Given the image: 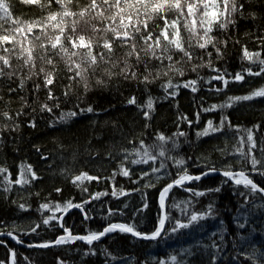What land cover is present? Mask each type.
I'll list each match as a JSON object with an SVG mask.
<instances>
[{
  "label": "trees",
  "instance_id": "1",
  "mask_svg": "<svg viewBox=\"0 0 264 264\" xmlns=\"http://www.w3.org/2000/svg\"><path fill=\"white\" fill-rule=\"evenodd\" d=\"M6 2L13 17L23 22L41 21L44 24L47 15L61 11L56 3L49 7V0H40V4L36 5L25 4L22 0ZM89 2L90 0H71L68 7L78 12ZM237 3L244 7L242 15L240 12L234 14L235 24H230L227 29H221L218 24L213 25L211 35L216 38L215 43L221 49L222 55L218 56L211 45L207 49L193 47L190 51L201 59L178 64L177 67L184 69L183 76L174 72L168 76L161 75L147 87L136 80L120 77L109 81L106 76H103L106 86L98 85L95 80L103 74L97 71L96 76L89 81V90L85 92L79 81L68 79L72 73L67 71L63 60L56 57L54 83L49 87L53 89V95L59 97V107H54L52 112L41 111L43 104L51 106L55 103L54 100H47L43 74L25 79L24 87L20 88V80L28 74V69L22 68L23 60L18 58L20 45L15 42L5 45L9 48L15 46V51L11 53L3 52V46H0V55L9 56L12 68L21 73L19 77L13 76L10 80L7 76L0 78V113L6 111L13 117L12 120H6L0 116V168L7 170L0 174V232H12L26 243L55 241L64 235L63 229L56 225L55 220L49 226L42 224L43 217L38 211L42 203L63 205L69 200L79 203L92 194L108 192L109 195L101 196L85 205L92 219L85 221L80 210L74 209L63 217L65 227L70 228L74 235H85L89 231H100L109 223L135 222L138 231L151 234L157 227L159 194L167 184L177 178V173L186 169L189 175H200L211 167L222 171L229 164L233 171L244 167L236 163L240 159L238 155L228 153L241 146L239 140L242 136L246 139V129L253 130L257 149L261 146V134L264 133V98L239 101L231 108L203 111V108L212 104L224 103L230 96L248 95L264 86V76H246L243 82L231 81V77L242 69L252 67L255 71L259 67L243 57L245 47L249 52H260V58L264 59V0H237ZM168 15L172 19L175 13ZM71 19L73 18H65L69 29ZM183 23L182 19L179 27L181 36L186 41L187 33ZM157 24H162L159 18L149 21V28L152 29ZM82 26L83 24L80 25ZM8 27L10 25L4 23V28ZM44 31L48 36L57 34L51 24H47ZM155 31L158 32L159 29L156 28ZM39 32L40 27H34L32 33L25 31L16 34V40H22L25 48L29 46V40L38 45L39 42L33 37ZM0 34H4L2 29ZM221 41H227V45ZM185 46L187 47V43ZM40 51L36 47L34 55ZM95 51L100 49L96 48ZM122 51L123 49L116 48L118 54ZM207 52L212 53L211 57ZM181 55L175 52L174 59L179 60ZM209 60L211 67L205 66L191 71L192 64L207 65ZM149 66L155 69L159 62L152 61ZM40 67L41 63L37 60V72ZM44 67L52 70L50 65L45 64ZM212 68L228 74L226 78L230 82L223 91L215 90L223 88L221 81L208 82L217 74ZM143 72L141 64L139 73ZM169 79L174 85L197 80L198 91L193 92L184 87L169 88L166 91L164 85ZM36 85H39L38 91L35 90ZM69 85L70 94L66 98L63 93ZM173 92L176 94L171 95ZM132 97L136 98V104L128 103ZM149 98L153 101V111L151 119L145 120L137 105H146ZM89 106L93 108L92 113L80 112V109ZM70 111H76L77 115L66 121L59 119L62 113ZM197 112L200 113L198 121ZM17 113L21 114L17 116ZM225 117L231 122V128L226 125L221 132L205 137L197 136L209 120L218 125ZM188 121L192 122L191 125ZM33 122L34 127L31 126ZM15 125L18 127H14ZM255 125L260 126L259 130ZM179 132L186 135L177 136ZM158 134L176 140L178 147H174L171 142L166 145L169 150L167 155L183 159L185 163L182 168H178L168 159L167 174L161 171L140 179L142 172L150 171L152 167L159 165L160 160L166 158H158L155 164L151 161L147 164H133L132 160L137 157L125 158V150L132 152L139 148L141 141L151 149V146L160 143L156 140ZM243 147L247 152L248 144L245 143ZM257 156L259 158L258 152ZM22 166H31L32 171L39 177L23 187L15 183ZM121 167L129 169V177L119 173ZM114 172L116 176L113 180L111 177ZM9 173L13 183L11 191L5 192V176ZM81 173L101 179L84 180L78 187L72 183V179ZM251 178L264 187V176L251 174ZM148 182L152 186L144 187ZM113 184L117 191L122 189L129 194L119 198L112 196ZM85 188L87 191L83 190ZM185 188L206 194L194 196L192 192L185 191ZM217 188L219 191H213ZM56 189L60 191L57 192ZM242 192H247L243 185L237 186L227 178L211 175L192 181L184 188L173 189L166 201V209L171 218L187 222L191 213L204 215V219L188 229H182L175 234L164 233L155 241H141L128 234L116 232L91 246L75 242L42 250H25L2 238L0 262L11 264L12 250L16 253V264H29V261L31 264H60L61 261L63 264H162L164 261L171 264L172 256H176L180 264H254L248 257L253 253L257 257L264 253V199L257 193L245 205V197L240 195ZM145 202L148 205L146 209L143 208ZM20 204H25L28 210L21 209ZM209 207L210 215L207 214ZM109 208H119L124 214L108 216ZM140 209L143 211H139ZM56 214L58 217L63 215L61 212ZM43 215L48 216L50 213L45 211ZM37 223L41 226L36 232H31L32 226ZM241 224L244 227H240ZM90 249L95 252L94 255Z\"/></svg>",
  "mask_w": 264,
  "mask_h": 264
},
{
  "label": "snow or ice",
  "instance_id": "2",
  "mask_svg": "<svg viewBox=\"0 0 264 264\" xmlns=\"http://www.w3.org/2000/svg\"><path fill=\"white\" fill-rule=\"evenodd\" d=\"M23 3L28 5L40 4V0H22ZM71 0H49V7L52 3L59 5L61 11L56 13H50L44 18L45 23L41 21L23 22L18 18L13 17L10 6L6 0H0V29L3 30L4 34H0V46H3V52L11 53L15 51L13 48L6 47L5 45L13 44L20 45L19 59L23 60L22 68L28 69V74L24 79L20 80V88L24 87L25 79H30L34 75L43 74L44 85L47 88V100H54L53 105L47 103L41 106V111L52 112L54 107H59V97L53 95V89L49 87L54 83L55 75V60L59 57L63 60L65 67L69 73H72L68 77L70 81H79L84 88V91L89 90V81L91 78L96 76L97 71L102 72L101 77H97L95 82L98 85H105L103 76H106L109 81L113 78H123L125 80H136L138 83H142L147 87L148 84L152 83L155 79L161 75L168 76L169 73L174 72L177 75L183 76V67H177L182 62L191 63L194 59H201L197 57L190 49L193 47L199 49H207L211 45L218 56L222 55L221 49L215 43V37L211 35L213 31V25L218 24L221 29H227L230 24H235L233 16L235 13L240 12L243 14V4H238L237 0H90V2L80 8L78 12L72 11L68 4ZM43 7V5H41ZM169 13H175L172 19H169ZM199 13V15H197ZM59 17V19H58ZM72 17L69 29L68 23L65 18ZM79 17V19H76ZM159 18L162 24L154 25L152 29L149 28V21ZM183 19V28L187 33V40L181 36L180 23ZM95 21V23H93ZM54 22V23H53ZM4 23L10 25L8 28H4ZM47 24H51L54 31L57 32L55 36H48L44 31V27ZM83 24L82 27L80 25ZM199 25V27H197ZM34 27H40L39 34L35 35L33 39L38 41L37 44H33L32 40H29V46L23 47L22 40H16V34L27 31L32 33ZM159 31L156 32L155 29ZM67 33V34H66ZM86 33H90L86 35ZM109 33L111 37H109ZM44 37V39H42ZM118 42V43H117ZM187 43V47L185 44ZM225 46L227 41H221ZM115 45V47H114ZM36 47L41 50L38 54L34 55ZM99 48L100 51H95ZM116 48L123 49L121 53L116 52ZM175 52L181 53L179 60L174 59ZM211 57L212 53H206ZM243 57L252 64H258L257 70H253L252 67L244 68L240 72L235 73L231 77L232 82H243L245 77L252 76H264V59H261L260 52H249L245 47L243 49ZM37 60L40 61L41 67L39 71H36ZM134 61V62H133ZM152 61H158L159 66L151 68L149 65ZM52 66V70H46L44 65ZM143 65V74L139 73V66ZM103 66V67H102ZM211 67V61L208 64L203 63L192 64L191 71H196L201 67ZM8 69V71H5ZM212 71L217 73L212 76L208 81L211 83L214 80H219L223 84V88L215 89L217 92L223 91L230 82L226 76L228 74L221 72L219 69L212 68ZM21 73L17 72L12 68L10 57L0 55V78L7 76L9 80L13 76L19 77ZM197 80H188L183 85L173 84L172 80L169 79L164 85L165 90L169 88L178 89L179 87L190 88L193 92L198 91ZM16 89H10L15 91ZM35 90H39V85L35 86ZM70 85L66 87L63 95L67 98L70 94ZM175 95L176 93H170ZM256 98H264V86L253 90L248 95L228 97L227 100L222 104H212L207 108H203L205 112L216 111L218 109L231 108L234 103L239 101H250ZM129 104H136V98L132 97L128 101ZM78 107V105H77ZM143 113L145 120L151 119V113L153 111V101L151 98L148 99L146 105H137ZM82 113H92L93 108L91 106L80 109ZM21 113H17L19 116ZM76 111H70L62 113L59 118L61 121H66L70 117H75ZM6 120H12L13 117L8 112L0 113ZM200 113L197 112V121L199 120ZM184 119H187L186 117ZM191 125V121H188ZM232 127L231 122L225 117L218 125H214L213 121L209 120L206 127L197 133L199 137L209 136L216 132L224 130L225 126ZM31 126H35L34 122ZM6 127V126H5ZM14 127H18L15 125ZM259 130L260 126H254ZM245 137H240L239 144L229 155H238L240 159L236 161L238 164L244 165L239 171H233L231 164H229L224 170H218L215 167L209 168L202 175H209L220 171V174L227 177L228 180L234 182L235 185H243L247 192H242L240 195L245 197V205L248 200L254 197L257 193L260 194L261 199H264V187L258 185L251 178V174H258L264 176V133L261 134V146L257 149V142L253 136L252 129H246ZM184 132L177 133V136H185ZM156 140L160 143L158 145L146 147L143 141L140 142L139 148H135L132 152L125 150V158L127 156H135L137 159H133V164H147L151 161L153 164L156 163L160 157L166 159L160 160L158 166H154L150 171L142 172L140 179H144L153 174H157L161 171H165L167 174V163L166 160L170 159L174 166L182 168L185 161L183 159H176L167 155L169 151L166 145L171 142L174 147H178L176 140L172 137H165L163 134H158ZM248 144V150L245 152L243 145ZM256 150V151H254ZM259 153V158L257 156ZM47 159V157H43ZM7 170L0 168V174L6 173ZM119 173L125 177L130 176V171L127 168L121 167ZM116 173L112 174L114 180ZM36 173L32 171L31 166L27 168L21 167L16 184L21 187L30 184L33 180L38 179ZM101 178L97 176H90L87 173H81L76 175L72 179V183L78 187L81 186L84 180L99 181ZM200 175H189L187 170L184 169L182 173H177V178L171 183L167 184L160 193L159 196V209L157 219V227L151 234H145L137 230L135 222L132 223H109L100 231H89L85 235H74L70 228L65 227L63 223V215H66L71 209H79L83 219L85 221L92 219L85 209V205L92 202V200H98L101 196L109 195L108 192L95 193L90 197L86 198L83 202L73 203L71 200L67 201L63 205L42 203L39 206L42 219V224L49 226L53 220L56 221V225L63 229L64 235L59 236L55 241L43 242L39 244H31L29 247L37 248H48L56 245L74 243L76 241H83L88 245H92L93 242L101 240L104 236L109 233L121 232L128 233L134 237L141 239H156L160 237L162 232L175 234L182 229H188L197 223L199 220L204 219V215L191 213L188 215L187 222L171 218L169 213L166 211L165 200L167 194L173 187H183L186 182L193 180H200ZM6 184L4 186L5 192L11 191L10 173L5 176ZM138 183L139 181H134ZM152 186L150 182L145 183L144 187ZM111 195L119 198L120 196L128 195L129 193L124 192L122 189L117 191L115 184L112 186ZM87 191V189H83ZM185 191L192 192L194 196H203L206 193L196 192L193 189L185 188ZM57 192L60 189H56ZM213 191H219L214 189ZM245 205H242L244 207ZM145 202L143 208H147ZM264 206V205H262ZM19 207L24 211L28 210L25 204H20ZM126 208L127 205L125 204ZM47 211L50 213L48 216H44L43 213ZM139 211H143L140 209ZM57 212L63 213V215L57 216ZM123 215V211L119 208L108 209V216ZM208 215L211 214V207H209ZM166 224L168 225L166 229ZM41 225L39 223L34 224L31 228V232L36 230ZM240 227H244L243 224ZM0 235L11 236L12 239L16 240L17 243H23L16 235L12 232H0ZM215 247V245H213ZM11 251V264H16V253ZM91 254H95L90 249ZM254 261V264H264V253L260 254L259 257L253 253L252 256L248 257ZM25 260H28L25 257ZM2 264V262H0ZM29 264L31 262L29 261ZM60 264H63L61 261ZM162 264H168L167 261ZM171 264H180L177 261L176 256L171 257ZM214 264V262H213Z\"/></svg>",
  "mask_w": 264,
  "mask_h": 264
},
{
  "label": "water",
  "instance_id": "3",
  "mask_svg": "<svg viewBox=\"0 0 264 264\" xmlns=\"http://www.w3.org/2000/svg\"><path fill=\"white\" fill-rule=\"evenodd\" d=\"M211 175H219V176L224 177L223 175L220 174V171H217V172H215V173H211V174H209V175H202V174H200V176H201V179H200V180H202V179H204V178H206V177H208V176H211ZM224 178H227V177H224ZM227 179H228V178H227ZM193 181H195V180H193ZM191 182H192V181H191ZM191 182H186V183L184 184L183 187H173V188L170 190V192L167 194L166 200H167L168 196L170 195V193L173 191V189H175V188H180V189H181V188H184L185 186L189 185ZM160 193H161V192H160ZM159 196H160V194H159ZM166 200H165V205H166ZM158 203H159V199H158ZM74 209H76V208H73V209H71L70 211H72V210H74ZM70 211H69V212H70ZM166 211H167V209H166ZM69 212H68V213H69ZM68 213H67V214H68ZM67 214H66V215H67ZM66 215H63V217L66 216ZM166 227H167V224H166ZM117 232H119V231H117ZM113 233H116V232H113ZM113 233H109L107 236H104L101 240L105 239L106 237H108L109 235H111V234H113ZM164 233H165V232H162L161 235H160V237H158V238H156V239H154V240H153V239H141V238H138V237H134V236H132L131 234H128V233H125V234H128V235L134 237L135 239H138V240H141V241H155V240L160 239V238L164 235ZM2 238L8 239V240H10L12 243H14L15 245H18L19 247L24 248V249H28V250H36V249H38V250L41 249V250H42V249H48V248H53V247L60 246V245H56V246H52V247H48V248L29 247V245H31V244H35V243H26V242H23V243H17L16 240L12 239V237H11V236H8V235H0V239H2ZM101 240H99V241H101ZM76 242H81V243L86 244V243L83 242V241H76ZM96 242H98V241L93 242V244L96 243ZM74 243H75V242H74ZM36 244H37V243H36ZM69 244H73V243H69ZM62 245H63V244H62Z\"/></svg>",
  "mask_w": 264,
  "mask_h": 264
},
{
  "label": "bare ground",
  "instance_id": "4",
  "mask_svg": "<svg viewBox=\"0 0 264 264\" xmlns=\"http://www.w3.org/2000/svg\"><path fill=\"white\" fill-rule=\"evenodd\" d=\"M24 249V248H23ZM25 250H28V249H25Z\"/></svg>",
  "mask_w": 264,
  "mask_h": 264
},
{
  "label": "rangeland",
  "instance_id": "5",
  "mask_svg": "<svg viewBox=\"0 0 264 264\" xmlns=\"http://www.w3.org/2000/svg\"><path fill=\"white\" fill-rule=\"evenodd\" d=\"M169 197V196H168ZM168 199V198H167ZM167 201V200H166ZM64 245V244H63Z\"/></svg>",
  "mask_w": 264,
  "mask_h": 264
}]
</instances>
